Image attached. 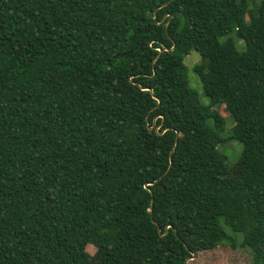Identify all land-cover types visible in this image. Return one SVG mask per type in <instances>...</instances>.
Masks as SVG:
<instances>
[{"label":"trees","instance_id":"trees-1","mask_svg":"<svg viewBox=\"0 0 264 264\" xmlns=\"http://www.w3.org/2000/svg\"><path fill=\"white\" fill-rule=\"evenodd\" d=\"M236 234L264 264V0H0V264H201Z\"/></svg>","mask_w":264,"mask_h":264},{"label":"rangeland","instance_id":"rangeland-1","mask_svg":"<svg viewBox=\"0 0 264 264\" xmlns=\"http://www.w3.org/2000/svg\"><path fill=\"white\" fill-rule=\"evenodd\" d=\"M256 2L260 0H254ZM239 49H244V44L239 43ZM186 64L189 68V78L191 86L199 92L203 103H207L208 100L204 96V91L200 83L199 74L196 69L201 64V56L197 51H192L190 56L186 59ZM221 115L226 119V125L223 132V137L228 138L234 126V119L230 113L222 106L219 109ZM220 150L228 158V164L236 169L237 162L243 151V144L237 141H227L220 146ZM235 243L229 242V240L219 241L216 243L217 248L206 250L205 245H209L208 242H213L208 238H201L196 240V249L192 251L194 254L192 259L201 264H256L253 258V252L248 247L243 246V238L240 234H236L233 237ZM215 243V242H213Z\"/></svg>","mask_w":264,"mask_h":264},{"label":"water","instance_id":"water-1","mask_svg":"<svg viewBox=\"0 0 264 264\" xmlns=\"http://www.w3.org/2000/svg\"><path fill=\"white\" fill-rule=\"evenodd\" d=\"M169 16L171 17V15H169ZM147 90H149V89H147ZM176 146H177V144H176ZM176 146H175V147H176ZM173 151H174V150H173ZM173 151H172V152H173ZM171 164H172V163H171Z\"/></svg>","mask_w":264,"mask_h":264}]
</instances>
